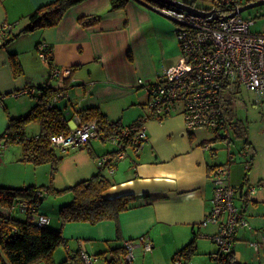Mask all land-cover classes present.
Instances as JSON below:
<instances>
[{"label":"crops","instance_id":"0c3cea01","mask_svg":"<svg viewBox=\"0 0 264 264\" xmlns=\"http://www.w3.org/2000/svg\"><path fill=\"white\" fill-rule=\"evenodd\" d=\"M54 1L0 0V135L7 131L11 118L23 117L33 110L38 104L40 88L46 86L63 93V98L54 101V106L70 118L69 127L76 125L82 109L90 107L99 108L109 121L120 122L125 127L147 116L146 86L155 83L164 68L175 65L182 55L171 24L141 0H131L125 8L115 11L111 9V0H87L71 8L58 26L20 34L39 7ZM83 17L98 18V21L85 26L80 21ZM4 25H8V29L2 30ZM151 38L163 44L161 62L151 56ZM40 43L48 46L52 65L40 57L37 51ZM12 55L20 62L22 74H15ZM54 68L70 70V74L53 78ZM140 80L143 85L139 84ZM30 89L36 92L23 94ZM145 127L148 140L144 147L137 153L129 149L114 174L106 172L113 183L106 195L133 196L132 209L121 213L117 221L107 220L96 225L87 222L62 225L60 220L61 225L54 226L51 221L50 226L62 229L66 239L55 252L56 264L81 251L92 256L105 253L103 258L108 263L113 249L141 236H148L155 248L146 253L137 247L133 264H174L175 255L193 240L195 233L204 236L202 228L211 240L219 232V224L200 225L212 209L211 172L223 165L215 160L207 145L224 137L214 131L215 138L200 139L197 132L207 129L189 131L180 112L162 121L148 119ZM230 130L229 127L227 132ZM26 131L29 137H38L41 127L31 123ZM106 143L93 140L85 148L59 150L58 155L63 159L54 177V187L66 190L96 175L98 160L116 151L114 144L108 147ZM22 155L20 145L3 150L0 187L50 185L51 164L35 166L24 162ZM250 159L245 163L252 165L255 156ZM55 198L58 199L54 201L56 210L60 211L71 201L72 194ZM250 199L251 196L243 202L248 204ZM42 207L39 212L50 216L48 209L42 210ZM263 237L264 228L240 227L233 245L236 256L235 243L241 238L250 242L255 252L245 263L263 264ZM254 243L260 244V251L255 249Z\"/></svg>","mask_w":264,"mask_h":264},{"label":"built area","instance_id":"2783aa9c","mask_svg":"<svg viewBox=\"0 0 264 264\" xmlns=\"http://www.w3.org/2000/svg\"><path fill=\"white\" fill-rule=\"evenodd\" d=\"M185 3L196 8L194 4ZM249 3L251 0H216L211 9L197 8L211 13V16L191 13L180 7H161V12L178 24L175 34L181 48V60L187 64L186 70L178 73L176 65L164 68L159 79L146 86L149 95L147 105L149 114L141 119L134 136L131 137L133 125L124 127L119 136L106 138L97 121L81 123L78 117L76 125L69 127L67 132L51 137L52 147L67 150L85 148L93 140L111 142L117 152L101 157L98 160V169L104 167L108 173L114 174L117 165L125 159L129 149L137 153L146 144L148 134L145 121L148 119L162 121L180 112L189 131L208 129L218 132L224 129L226 132L230 127L228 117L230 107L226 94H237L243 87L264 94V33L252 31L256 21L249 20L242 14L230 16ZM214 16L218 17L212 20ZM8 27L4 25L2 30ZM47 49L49 48L45 43L37 46L40 57L46 60ZM65 74H70V70L54 68L51 76L60 78ZM139 84L144 83L140 80ZM35 92L34 89H30L23 94ZM62 96L63 93L60 92L54 101ZM129 137L132 140L128 147L125 139ZM3 149L4 140H0V159ZM207 149L214 155L210 145ZM234 160L235 157L231 155L227 164L216 166L212 170L211 179L214 185L212 209L200 225L205 227L209 224H219V232L212 237L218 246L216 257L232 251L240 227L251 229L244 211L236 205L235 198L242 202L248 200V197L255 194L256 189L246 185L235 187L231 184L230 171ZM246 166L250 169V162H247ZM17 208L23 214L32 212L27 201L20 202ZM51 221L47 215L35 216V222L41 226H48ZM262 245L264 246V237ZM253 246L260 251L259 243H254ZM124 247L126 251L124 264H133L137 247L148 253L154 250L155 245L148 236H141L126 241ZM80 253L85 264H94L97 260L85 251ZM175 263L182 264V258H177Z\"/></svg>","mask_w":264,"mask_h":264},{"label":"trees","instance_id":"16d2710c","mask_svg":"<svg viewBox=\"0 0 264 264\" xmlns=\"http://www.w3.org/2000/svg\"><path fill=\"white\" fill-rule=\"evenodd\" d=\"M85 1L87 0H55L39 7L30 16L28 26L20 34L33 33L58 26L71 8ZM130 1L111 0V9L113 11L123 9ZM80 21L85 26H91L97 23L98 18L83 17ZM49 51L47 49V60L52 65V56ZM11 60L15 74H22V67L16 56L12 55ZM39 91L38 104L27 115L11 118L9 127L5 133L0 135V140H4V149L20 144L23 149L22 160L24 162L35 166L51 164L52 182L48 186L0 187V264H36L39 262L56 264L54 261L55 252L66 242L63 231L49 227L50 225L41 226L35 222V216L44 215L39 212V209L49 196L60 197L66 193L72 194L71 201L63 205L59 211L62 225L71 222H87L96 225L107 220L117 221L121 213L133 207L134 197L131 195L119 197L106 195L107 191L113 187V183L106 175L107 171L104 167L98 169L97 174L89 180L71 188L58 190L54 187V177L63 157L58 155V149L52 147L50 139L54 135L69 130L70 118L54 106V100L56 95L60 93V89L46 86L40 88ZM79 118L81 123L97 121L106 138L113 135L119 136L125 127L120 122L109 121L107 116L97 107L82 109L79 112ZM140 121H137L132 127L131 137L134 136L140 126ZM31 123L40 125L41 133L38 137L31 138L27 135L26 129ZM237 134L240 137V131ZM131 137L125 139L128 147L131 145ZM246 145H250V143L246 142ZM116 152L114 151L110 155H114ZM22 201H27L32 208V212L24 214L25 219L15 216V212L18 210L17 206ZM200 236L199 233H195L193 240L175 255L174 262L181 257L182 264H188L198 252L197 240ZM111 253L113 257L108 259V264L125 263L124 245L113 249ZM217 253L210 257L215 264H246L237 259L233 249L228 254H219L218 257H216ZM94 257L103 258L105 253ZM71 261H74V264H85L80 252L70 255L61 264H67Z\"/></svg>","mask_w":264,"mask_h":264},{"label":"rangeland","instance_id":"374dc122","mask_svg":"<svg viewBox=\"0 0 264 264\" xmlns=\"http://www.w3.org/2000/svg\"><path fill=\"white\" fill-rule=\"evenodd\" d=\"M176 1L194 4L196 8L202 10L211 9L216 3V0ZM143 4L156 12L157 16L162 17L166 22L171 24L175 31L178 29V24L166 17L161 12V9L156 7L155 3L144 1ZM242 16L249 20L256 21L255 25L252 27L253 32L264 33V6L243 12ZM173 36L177 42L176 44L180 46L175 33H173ZM149 47L152 58L155 61L161 62L159 59H161L162 56L163 44H160L157 38H151V40H149ZM181 57L176 62L177 64L175 63L178 73L185 71L187 68L186 62L182 61ZM226 99L229 101L228 104L230 107L229 126L231 130L225 132L223 129L219 131V134L222 137H228V139L221 138V140L219 138L215 142H209V145L214 150L213 156L219 164H227L231 155L235 157L234 162L231 164L230 171V182L233 186L239 187L243 182L245 183V181L248 180L245 183L246 187L250 185V187L256 189L255 194L251 195L252 199H250L248 204L239 201L237 197L235 198V203L244 211L245 218L248 219L251 228L262 229L264 228V94L253 92L243 87L242 91L237 94H226ZM238 131H240V137L237 134ZM197 135L200 139L205 138L211 140L216 137L217 133L207 129L197 132ZM246 142H249L250 145H246ZM19 145L20 144H18V146ZM106 145H108V147H113L111 142H107ZM252 155L255 156V160H252L251 168L247 169L245 162L251 160L250 158ZM56 200L58 199L55 197H49L42 204V210L48 209L50 214L49 217L54 226L61 225L59 211L56 210L57 206H55L56 204L54 203ZM256 200L258 202H255ZM15 216L20 219L25 217V215L18 210L15 212ZM52 225L49 227H52ZM210 228L215 230L213 226ZM205 230V228H202L201 231L204 233V236H200L198 240V252L188 264H215L210 258V254L216 253L218 251V246L216 243H213L209 237L205 236L207 235ZM249 243L250 242L244 241L241 238L235 243L238 248L236 257L240 262L245 263L249 258H252V254H255L254 249ZM136 253L135 251V256ZM261 255L264 257L263 252ZM262 260L264 264V259ZM95 262V264H108L104 258L97 259ZM36 264L43 263L39 262Z\"/></svg>","mask_w":264,"mask_h":264},{"label":"water","instance_id":"95a60500","mask_svg":"<svg viewBox=\"0 0 264 264\" xmlns=\"http://www.w3.org/2000/svg\"><path fill=\"white\" fill-rule=\"evenodd\" d=\"M141 1H145V2H152V3H155L156 5H161V6H174V7H180V8H183L191 13H195V14H198V15H204V16H211V13H207V12H203L197 8H194L193 6L191 5H187L185 2H179V1H176V0H141ZM260 6H264V0H257L255 2H251L241 8H239L238 11L234 12L233 14H231L230 16H234V15H237V14H242L243 12H246L250 9H253V8H257V7H260ZM218 16H214L212 18V20L216 19Z\"/></svg>","mask_w":264,"mask_h":264},{"label":"bare ground","instance_id":"6f19581e","mask_svg":"<svg viewBox=\"0 0 264 264\" xmlns=\"http://www.w3.org/2000/svg\"><path fill=\"white\" fill-rule=\"evenodd\" d=\"M252 2V1H251ZM61 92V91H60ZM57 96V95H56ZM63 98V97H62ZM59 100V99H58ZM73 120V119H72ZM208 146V145H207ZM212 149V148H211Z\"/></svg>","mask_w":264,"mask_h":264},{"label":"flooded vegetation","instance_id":"af4514ba","mask_svg":"<svg viewBox=\"0 0 264 264\" xmlns=\"http://www.w3.org/2000/svg\"><path fill=\"white\" fill-rule=\"evenodd\" d=\"M255 1H257V0H253L252 2H255Z\"/></svg>","mask_w":264,"mask_h":264}]
</instances>
